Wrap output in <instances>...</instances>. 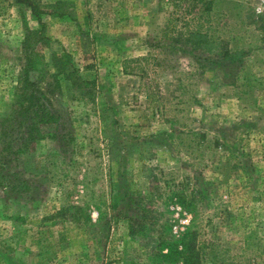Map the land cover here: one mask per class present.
<instances>
[{
	"label": "rangeland",
	"instance_id": "rangeland-1",
	"mask_svg": "<svg viewBox=\"0 0 264 264\" xmlns=\"http://www.w3.org/2000/svg\"><path fill=\"white\" fill-rule=\"evenodd\" d=\"M34 1L49 38L42 86L75 151L47 140L17 163L38 190L12 202L0 189V264H156L159 239L192 225L206 264H264V0H216L204 16L187 0ZM27 28H39L30 9L0 0V122L21 87ZM190 32L210 48L186 44ZM241 49L243 64L219 60ZM54 52L95 84L53 77ZM130 195L149 211L148 236L130 235L124 217L144 218L120 205ZM73 206L80 222L55 217Z\"/></svg>",
	"mask_w": 264,
	"mask_h": 264
},
{
	"label": "trees",
	"instance_id": "trees-1",
	"mask_svg": "<svg viewBox=\"0 0 264 264\" xmlns=\"http://www.w3.org/2000/svg\"><path fill=\"white\" fill-rule=\"evenodd\" d=\"M187 1L191 2L192 12L200 10L202 11V16H204L206 13L212 11L216 0ZM14 2L20 7L30 9L34 20L39 24L38 29L30 30L27 28L25 33L23 46L26 51L27 63L23 70L21 87L19 89L17 88V94H13L11 114L0 122V129L3 128L4 136L0 151V160L1 157L5 160V163L0 161V189L4 192L2 198L11 200L12 202H18L26 195L32 198L35 191L38 190L37 186L31 185L27 180L23 179L21 172L18 170V164L22 156L30 151L34 152L37 145L47 140L57 142L60 152H69L67 149L70 148L74 152L76 139L68 131L66 119L63 118L62 113L56 110L49 100V95L55 92L52 89L48 91V89H44L42 86L44 69H42L41 64L44 56H41L40 47L49 46V38L45 33V24L43 22V12L40 11V7L34 0H14ZM199 6L203 9H199ZM185 41L186 44L191 45L196 51L205 50L206 48L208 50L210 48L208 45L211 43L208 40V35L200 32H190ZM175 45H178V42ZM204 45H206V48H204ZM213 54L211 55H217V53H215L216 55ZM247 55L248 51L243 49L239 51L227 50L223 55H219V60L225 61L228 59L233 66L237 62L238 64H243V60ZM50 59L48 64L51 70L54 71L52 76L56 78L60 76L64 77L76 90L82 92L86 87L95 84L94 82L82 79L79 70L74 66L72 57L68 53L54 52L51 54ZM219 60L216 61L215 59L209 58L206 61L219 66ZM31 74L38 76L36 81L31 79ZM229 74L232 75L231 73ZM55 83L58 89L61 88L58 81ZM49 87L51 88V86ZM135 198V195H130L126 199L121 197L119 203L122 205L124 202L131 201L144 214V218L141 220L128 217L124 218L129 223L130 235L132 237L136 235L148 236L147 234L153 232V230L141 222L147 218L145 214L149 211L143 205L142 197L138 198V201ZM77 211L80 210L76 206L64 208L55 217L59 216L70 219L68 216L71 214L70 216L74 218V221L80 222V218L75 217L78 214ZM100 218L101 220L103 219L101 212H99ZM86 220L91 221V215L88 214ZM157 246L159 250L157 256L163 258V260L156 261L154 259L156 264H206V254L204 253L203 246L199 243V233L195 225L187 228L177 240H172V237H168L167 235L161 237ZM165 251L166 253H164Z\"/></svg>",
	"mask_w": 264,
	"mask_h": 264
}]
</instances>
